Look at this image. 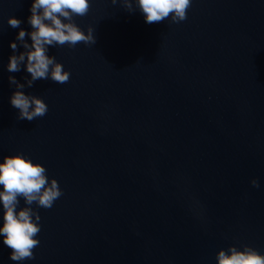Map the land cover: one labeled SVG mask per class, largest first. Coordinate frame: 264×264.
Here are the masks:
<instances>
[{
    "label": "water",
    "instance_id": "obj_1",
    "mask_svg": "<svg viewBox=\"0 0 264 264\" xmlns=\"http://www.w3.org/2000/svg\"><path fill=\"white\" fill-rule=\"evenodd\" d=\"M89 2L73 22L96 43L48 47L70 79L22 90L48 106L28 122L8 77L30 74L7 65L24 51L19 31H33V0H0V162L23 154L63 193L31 205L34 259L11 261L0 236V264H217L245 245L264 255V0H191L183 22L150 25L136 0L131 13Z\"/></svg>",
    "mask_w": 264,
    "mask_h": 264
},
{
    "label": "clouds",
    "instance_id": "obj_2",
    "mask_svg": "<svg viewBox=\"0 0 264 264\" xmlns=\"http://www.w3.org/2000/svg\"><path fill=\"white\" fill-rule=\"evenodd\" d=\"M117 0H112L115 4ZM122 5L129 13L133 5L130 0H121ZM137 7L143 14L146 24L161 23L166 18L179 24L187 19V9L191 7V0H136ZM90 9L89 0H33L29 9L31 15L27 23L33 31L26 33L19 31L15 41L22 44L24 51L9 57L7 71L18 73L21 65L30 74V79L25 77L21 84L14 76H9L10 86L14 85L16 91L10 97V105L19 110L17 120L31 122L36 118L46 115L48 106L42 99L25 95V87L31 88L37 80H47L59 84L67 83L70 73L63 70V65L57 63L55 57L46 53L48 47L63 46L74 47L77 43L85 45L95 44L96 39L93 29L89 27L87 34L74 22L75 16H85ZM67 21V22H65ZM12 28H19L22 21L10 18L7 21ZM26 35L30 36L31 44L25 42ZM13 53L18 49L16 42H10ZM46 169L39 163H33L23 154L3 157L0 162V205L3 209V226L0 227V236L3 245L11 250V261L34 259L33 249L38 247L40 241L35 239L40 231V216L31 207L50 209L54 202L63 193L55 179L49 181ZM253 187L258 188L257 180H252ZM18 197L24 199L26 207L17 211ZM238 250L235 246L227 250H220L216 255L217 264H264V255L252 247L242 246Z\"/></svg>",
    "mask_w": 264,
    "mask_h": 264
}]
</instances>
